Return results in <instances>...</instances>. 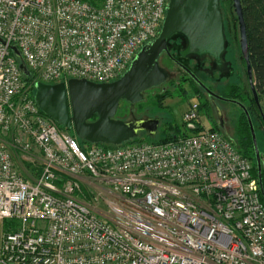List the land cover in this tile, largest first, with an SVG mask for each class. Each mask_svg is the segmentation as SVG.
<instances>
[{"label":"built area","instance_id":"obj_1","mask_svg":"<svg viewBox=\"0 0 264 264\" xmlns=\"http://www.w3.org/2000/svg\"><path fill=\"white\" fill-rule=\"evenodd\" d=\"M167 3L0 0V222L12 223L0 264H264L252 161L196 105L187 135L104 147L80 145L34 100L35 81L119 78ZM15 158L38 168L25 176Z\"/></svg>","mask_w":264,"mask_h":264},{"label":"water","instance_id":"obj_2","mask_svg":"<svg viewBox=\"0 0 264 264\" xmlns=\"http://www.w3.org/2000/svg\"><path fill=\"white\" fill-rule=\"evenodd\" d=\"M232 8L237 19L239 48L245 63L248 85L264 125L261 100L253 82L241 0H232ZM173 33H181L186 38V46L181 50V55H209L217 69L225 68L221 59L225 49V36L220 0H168L158 35L139 49L119 78L100 83L84 78H70L66 83L35 81L34 100L37 106L60 126L73 128L75 135L88 143L120 145L138 137L142 132L155 136L161 122L158 116L126 121L116 119L114 116L120 101L132 104L140 102L145 90L165 82L167 73L159 65V57L163 53L171 56L167 40ZM11 50L19 61L20 72L25 77L30 76L31 73L17 47L11 46ZM178 64L207 93L232 102L243 111L252 140L259 190L264 200L262 183L264 165L249 111L240 101L213 93L191 69ZM217 113L220 118V110H217ZM93 116L96 118L92 120ZM187 127L193 129V125Z\"/></svg>","mask_w":264,"mask_h":264},{"label":"rangeland","instance_id":"obj_3","mask_svg":"<svg viewBox=\"0 0 264 264\" xmlns=\"http://www.w3.org/2000/svg\"><path fill=\"white\" fill-rule=\"evenodd\" d=\"M221 7L224 14L228 10L233 11L232 0H221ZM234 12V11H233ZM182 39L180 37H174L172 43H169L168 52L174 54L169 56L166 53H163L159 57V65L166 71L167 78L159 86L152 87L144 91L143 99L140 102L131 104L128 102H121L118 110L115 114V118L119 120H130L134 118L148 117V116H158L161 119V122L158 126L157 133L155 136H146L144 133H140L138 136H144L148 141H156L163 137L162 128L163 124L167 121L182 123V115L193 105H196L198 108V118L199 122L202 123L203 128H210L211 125L208 121L209 117H212L213 111L207 110L205 108V100L202 93L195 91L192 87L191 82L188 80V74L183 70V68L174 63L170 57L176 60L178 63L183 64L186 62V65L193 70L195 73H198L202 79V82L210 86L213 90L217 91L220 94H226L227 89L224 87L227 84L235 83L241 87V78L243 77L244 65L241 61V53L239 48V39L238 34L236 38H227L225 42V49L221 55V59L224 62L226 68L224 71H218L215 68L214 61L209 55H189L185 60L179 62L176 57L178 54H181V50L185 48V43L182 45ZM181 43V44H180ZM177 45H182V49L174 51L173 48H176ZM207 64V67L203 70H200V64ZM197 76V75H196ZM199 78V77H198ZM246 82V87H247ZM248 89V88H247ZM166 94V95H162ZM262 102V101H261ZM223 106L226 108L224 114L226 117L231 119L228 121V133L227 136L233 142V144L238 143L237 132H233L230 128L231 126H237L238 122H241V109L239 106L232 102H224ZM264 102L262 103V108L264 111ZM234 123V124H233ZM252 123L256 127L255 134L257 138V145L260 150L261 159H264V128L258 127V120L253 116ZM64 130L69 133L71 136L75 137L77 141L79 138L75 135L74 131L70 128H64ZM81 140V139H80ZM83 141V140H81ZM16 160V165L19 171L25 175L30 176L34 173V170H37L38 166H33L32 164L27 165L23 161ZM255 163V159H254ZM256 168V163H255ZM257 172V169H256ZM12 225L11 222L5 220L0 222V238L6 229Z\"/></svg>","mask_w":264,"mask_h":264},{"label":"trees","instance_id":"obj_4","mask_svg":"<svg viewBox=\"0 0 264 264\" xmlns=\"http://www.w3.org/2000/svg\"><path fill=\"white\" fill-rule=\"evenodd\" d=\"M241 6H242L246 33H247V43H248V50H249V59H250L252 72H253V82H254L256 92L259 96V99L262 100L264 98V0H241ZM220 8H221L222 18H223V30H224L225 42H227V38L229 36L231 38H236V34H238L237 19H236L234 12L231 10H228L226 14L223 13L222 7H221V0H220ZM174 37H178V38L180 37V40L181 39L182 41L184 40V42H182V45H184V43L186 45V38L183 34L173 33L167 40V46L169 45V43H172V40ZM182 45L176 44V48L174 47L173 50L174 51L177 50L179 53L180 50L182 49L181 48ZM170 55L173 56L174 54L171 53ZM189 55H195V54H189ZM189 55L183 56L181 54H178V57H176V59L179 62H181L185 60L187 57H189ZM174 58L172 59L170 57V59L174 63L178 64V62L174 60ZM241 61L244 65V72H243L244 78H241V87L235 83L227 84L224 87V89H227V93L224 95L229 98L237 99L238 101L243 103L245 107L247 108V110L249 111L251 118H253V116L258 118L259 112L254 103V100H253V97H252V94H251V91L248 85L246 70H245V63H244L242 56H241ZM182 63L183 65L188 67L186 65V62L183 61ZM199 67L201 68L200 70H203L204 68L207 67V64L201 63ZM191 71L195 75H197L199 79L201 78L200 76H198V73H195L196 71L195 72L193 70ZM33 78L34 76L32 74L28 77L24 76V79L27 81H32ZM188 80L191 82V85L195 89V91L197 92L200 91V93H203L202 88L190 76H188ZM200 80L202 81V79ZM246 82L248 85L247 87H246ZM162 95H166V94H162ZM241 119H242L241 122H238L237 124V130H236L237 136H238V143L234 145L242 155L246 156L248 159L252 161L251 173H252V176L257 179V172L255 168V163H254V150H253L252 140H251L248 124L246 121V117L243 111L241 113ZM187 126L188 125L184 124L183 122L179 124L178 122L167 121L163 124V128H162V133L164 134L163 137L156 141L164 142V141L173 140L174 138L180 135H187L194 131V129H189ZM210 128L213 130L220 131L219 128L217 127H210ZM144 134L148 136L146 133ZM144 136H138L125 143H134V142L146 140ZM79 144L83 146L84 144H90V143L80 140ZM99 145H102L104 147L116 146L112 144H99ZM262 183L264 187L263 170H262ZM260 199L264 203V200L261 194H260Z\"/></svg>","mask_w":264,"mask_h":264},{"label":"flooded vegetation","instance_id":"obj_5","mask_svg":"<svg viewBox=\"0 0 264 264\" xmlns=\"http://www.w3.org/2000/svg\"><path fill=\"white\" fill-rule=\"evenodd\" d=\"M211 57V56H210ZM212 58V57H211ZM213 59V58H212ZM214 61V60H213ZM214 65H215V63H214ZM215 68H216V65H215ZM225 68H226V66H225ZM225 68L224 69H217L218 71H224L225 70ZM206 85V84H205ZM213 93H215V94H217V95H219V96H222V97H227V96H225V95H223V94H220V93H218L217 91H215V90H213L210 86H208V85H206ZM202 90H203V93H202V95H203V97H204V100H205V108L207 109V110H212L213 111V115H212V117H209L208 118V121H209V123H210V125H211V127H217V128H219V130L221 131V132H223L224 134H226L227 135V133H228V121H230L231 119H229L228 117H226L225 116V114H224V111H225V109L224 108H226L225 106H223V103L224 102H228V101H225V100H221V99H219L218 97H216V96H214V95H211V94H209V93H207L203 88H202ZM227 98H229V97H227ZM234 99V98H233ZM237 100V99H236ZM121 102H123V101H120L119 102V105H120V103ZM124 102H126V101H124ZM132 104V103H131ZM134 104V103H133ZM119 105H118V107H119ZM118 110V109H117ZM217 110H220V118L218 117V113H217ZM117 112V111H116ZM264 112V111H263ZM116 114V113H115ZM115 117V116H114ZM96 118V116H93V118L92 119H95ZM256 118V117H255ZM257 120H258V123H259V125H258V127H260L261 128V126H262V128H264V125H263V122H262V119H261V116H260V113H259V116H258V118H256ZM234 124V123H233ZM254 126V125H253ZM249 128V127H248ZM233 132H235L236 130H237V126H235V125H233V126H231V128H230ZM254 129H256V127L254 126ZM70 130L72 131L73 130V128H70ZM256 132V131H255ZM264 135V134H263ZM80 141V139L78 140V142ZM262 158V157H261ZM262 163H263V165H264V159L262 160ZM263 172H264V167H263Z\"/></svg>","mask_w":264,"mask_h":264},{"label":"crops","instance_id":"obj_6","mask_svg":"<svg viewBox=\"0 0 264 264\" xmlns=\"http://www.w3.org/2000/svg\"><path fill=\"white\" fill-rule=\"evenodd\" d=\"M262 102H261V104L264 102V98L261 100ZM264 107V106H263Z\"/></svg>","mask_w":264,"mask_h":264}]
</instances>
